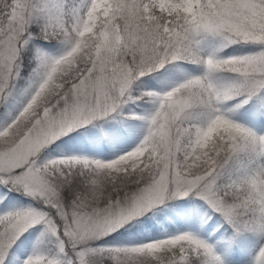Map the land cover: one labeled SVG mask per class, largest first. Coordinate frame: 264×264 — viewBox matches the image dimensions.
<instances>
[{
    "label": "snow or ice",
    "instance_id": "obj_1",
    "mask_svg": "<svg viewBox=\"0 0 264 264\" xmlns=\"http://www.w3.org/2000/svg\"><path fill=\"white\" fill-rule=\"evenodd\" d=\"M0 264H264V0H0Z\"/></svg>",
    "mask_w": 264,
    "mask_h": 264
}]
</instances>
